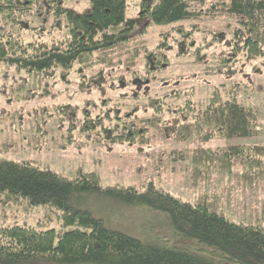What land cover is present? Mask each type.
I'll list each match as a JSON object with an SVG mask.
<instances>
[{
  "label": "trees",
  "instance_id": "trees-1",
  "mask_svg": "<svg viewBox=\"0 0 264 264\" xmlns=\"http://www.w3.org/2000/svg\"><path fill=\"white\" fill-rule=\"evenodd\" d=\"M128 1L89 0L88 10L77 12L61 0H0V95L30 101L38 96L27 90L30 77L66 78L75 69L113 67L121 59L142 72L140 76L134 73L140 83L150 84L157 73L168 68L167 52L171 50L179 57L192 58L205 75L233 74V66L241 61L264 59V0H138L136 19L125 16ZM217 18L226 24L216 32L203 34L195 24L183 25ZM29 19L40 24L42 34L51 28L64 30V34L50 42L24 43L10 29L18 32ZM153 25L169 27V31L161 34L153 47H146L143 40ZM195 34L200 35L199 42ZM216 46L224 50L216 54ZM212 49L214 53H209ZM50 87L46 84L40 96L50 95ZM222 90L215 89L202 108L187 99L184 91L150 97L146 108L151 113L145 109L142 116L136 109L95 112L93 102L82 107L60 104L0 114V152L10 145L5 134L49 152L81 150L90 143L104 148L144 146L150 143V132L163 127L166 112L173 108L170 101L183 95L185 100L175 105L180 108L175 114L181 121L173 127L175 141L193 136L201 141L259 136L258 111L240 100L242 84L230 82ZM254 90L263 94L264 86L257 85ZM21 92L24 94L19 95ZM192 162L195 178L203 174L202 167L226 171L229 164L239 162L245 165V180L264 179V143L199 150ZM42 167L28 161L0 162V203L16 206L22 213L42 207L45 221L56 219L61 228L0 227V264H264V219L255 224L236 223L224 216L216 198L189 203L151 184L101 187L94 173L78 170L64 176ZM91 193L164 214L170 229L167 238L172 243L146 245L108 229L101 220L74 206L75 199Z\"/></svg>",
  "mask_w": 264,
  "mask_h": 264
},
{
  "label": "rangeland",
  "instance_id": "rangeland-1",
  "mask_svg": "<svg viewBox=\"0 0 264 264\" xmlns=\"http://www.w3.org/2000/svg\"><path fill=\"white\" fill-rule=\"evenodd\" d=\"M61 1L66 8L77 12H84L89 8V0ZM137 15L138 0L128 1L125 8L126 18L136 19ZM29 22L18 32L10 29L12 33H18L24 43L34 40L50 42L52 38L64 34V30L54 31L52 28L42 34L38 31L40 24L37 21L29 19ZM192 24L197 25L199 31L206 34L223 30L226 20L217 18L183 23L185 27ZM168 31L169 27L153 25L142 45L153 47L160 40V35ZM194 37L199 42L200 35L195 34ZM214 49L216 54L224 50L217 46ZM214 49L209 53H214ZM167 56L168 68L157 73L152 82L146 85L134 77V73L138 72L137 75L140 76L142 72L134 65L130 66L129 60L123 59L113 67L96 65L81 71L75 69L76 71L70 72L66 78L58 75L53 80L30 77L27 90H34L38 96L33 100L23 101L10 95H0V114L13 113L15 110L31 111L60 104L82 107L87 102H93L97 105L95 112L108 108H120L122 112L136 109L137 115L142 116L145 109L151 113L146 108L150 97L162 98L171 95V92L184 91L187 99L189 98L196 107L202 108L215 89L223 91L222 88L228 83L240 82L243 87L240 100L258 111V124L262 133L254 139L201 141L197 136H193L184 142L175 141L172 136L173 127L176 121L181 123L179 115L177 117L175 114L180 108H175V105H181L182 100H185L183 95L179 100L170 101L173 108L166 112L160 131L150 132V143L147 145L123 144L104 148L90 143L81 150L69 148L65 151L49 152L42 147L37 149L38 145L35 144L28 147L20 137L5 134L10 145L6 151L0 152V162H33L64 176H72L78 170L94 173L98 176L101 187L140 188L151 184L189 203H195L203 197L216 198L221 202L220 211L236 223L255 224L256 220L264 219L263 177L255 176L252 180H245V165L232 162L226 171L202 167L203 174L195 178L192 162L193 155L199 150L216 151L226 146L264 143V93L254 92L257 85L264 86V59L249 63L241 61L233 66V74L228 72L205 75L192 58L179 57L176 50L167 52ZM254 67L258 68L255 70ZM48 83L51 85V94L41 97L39 93H44ZM23 94L24 92H21L19 95ZM6 99H9V102H6ZM103 101L105 102L102 103ZM105 106L107 108H104ZM25 134L29 136L28 132ZM74 206L101 220L108 229L126 234L143 244L161 246L172 243L167 238L170 229L167 227L168 220L165 215L147 207L124 204L111 196L97 193L75 199ZM14 225L30 226L42 231L61 228L56 219L45 221L42 207L22 213L16 206L7 207L0 203V227Z\"/></svg>",
  "mask_w": 264,
  "mask_h": 264
}]
</instances>
